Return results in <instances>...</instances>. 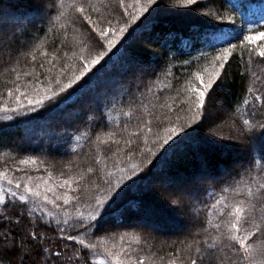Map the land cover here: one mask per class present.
<instances>
[{
    "label": "trees",
    "instance_id": "16d2710c",
    "mask_svg": "<svg viewBox=\"0 0 264 264\" xmlns=\"http://www.w3.org/2000/svg\"><path fill=\"white\" fill-rule=\"evenodd\" d=\"M69 2L70 0H65L66 4ZM144 2L145 0H140L141 4ZM262 2L264 0H197L193 5H183L176 0H159L160 7L155 11V5L150 7L149 12L129 24L124 36L116 41L110 51L107 45L101 46L102 42L92 40L91 47L85 54L95 55L99 51H106L107 55L90 69V75L86 74L90 80L89 90L70 89L72 94L69 99L58 104L46 103L33 113L16 114L11 121L2 119L5 113L0 112V170H10V175L15 178H20L25 173L34 178H43L33 182L34 185L40 183L41 190L44 188V180L59 184L63 179L82 173L84 180L80 182L81 188L78 190L81 197L102 195L93 186L99 185V188L107 189L108 184L101 179L105 172L112 173L109 183H114L117 177L125 175L114 207L105 216V223L88 237L89 242H97L102 237L99 242L105 245L111 243L106 239L120 241V236L123 235V243L142 249L140 254L150 258L149 264H168L169 260L186 257L189 253L185 246L188 239L192 238L189 237V232L207 223V207L216 198H206L207 192L215 190L217 194H222L221 189L227 186L224 181L229 177L247 183L250 177L245 169H250L253 177H258L259 171L264 169V160L259 158L258 152L250 153L248 147L258 139L259 129H256L255 134L243 136L238 132L247 127L244 125L245 120H251L254 125L258 121L264 122V107L260 106L259 101L244 104L245 99L251 100L246 87H260L249 74L255 72L264 78V60L255 57L249 65L247 52L243 62L234 54L226 66L227 72L223 79L218 81V86L214 85L210 96L206 98L207 109L199 122L194 140H178L173 137L175 143L169 141L163 148H158V141L153 133L163 137V129L169 126L165 116H170L175 123L177 116L183 121L190 115L188 96L183 89L187 87L186 81L196 82L193 73H203V65L206 60L210 61V55L200 58L201 53L214 54V49L208 46L211 36L229 28L225 39L238 44L243 39V29L252 24H260L259 15L252 13V6ZM56 3L57 0H0V22L9 16L5 22L0 23L6 28H11L12 21L20 17H34L25 34L27 42L15 45L21 54L14 52L10 58L0 55V103L8 100L6 89L13 86L11 81L17 73L20 74L19 82L22 87L42 92L39 84L46 83L49 77L59 74L65 64L79 67V61L72 57V53H79V48L83 45L73 47V40L79 41L82 37L71 28L63 46V33L54 31L39 49L32 52L33 45L40 43L48 27L49 17L43 13V5ZM104 3L111 5L112 15L105 12L107 20L111 21V27H118V23H127L130 19V15L124 14V7H127L128 13L137 7L136 0H125L124 6L119 4V0H104ZM206 9H210L211 15H215L211 22L204 21V15L209 12ZM40 13L44 15L43 20L37 17ZM52 14L55 15L54 10ZM216 16H232L233 19L218 20ZM77 27H80L79 24ZM256 30L264 31L259 28ZM262 42L264 37L261 38ZM221 46L226 45L216 42L217 48ZM65 52L68 53L67 56H64ZM29 53L36 56L35 61H32ZM53 53L57 57L55 61L52 60ZM132 63L148 67L138 70ZM53 64L55 67H52ZM49 68L52 69L51 72L48 71ZM137 70L139 73H136ZM68 71L66 69L63 75L66 76ZM96 85L99 87H95ZM147 87H151L152 91L146 93L143 100H139V93L145 92ZM130 98L133 99L132 104H129ZM108 101L111 103H107ZM217 103L222 104L226 110L224 116V111L216 110ZM159 105L165 107L161 108ZM210 109L216 113L208 120ZM128 111L132 113L130 118L123 115ZM109 116L111 120L108 119ZM88 117H92L91 122ZM149 120L152 132H137V127L143 129ZM109 132L114 133L111 138L104 135ZM81 133L88 135L76 140L75 136ZM224 134L228 136L225 137ZM97 135L100 136L99 140L96 139ZM145 136L148 137L147 141ZM178 136L182 137L183 133ZM129 139L132 144L125 147V141ZM117 149L121 151L117 152ZM240 150L242 154H238ZM184 152H189L191 157ZM26 156H35L37 164L20 165V159ZM97 156L100 157L99 161ZM253 156L256 159L250 165L249 161ZM134 163L139 164L141 169L136 176H132L130 171ZM166 164L176 168V172L172 169L173 173L170 172L167 178L173 182L187 179V183L183 184L188 189L194 186L199 188V197H190L185 193L179 208H175L176 212H182L186 218L182 215V228L170 233L137 223L152 220L164 227L177 223L175 216L170 214L172 211L162 204H154L144 193L154 174L161 172ZM193 164L194 169H190ZM117 166L124 168L125 174L116 171ZM89 167L93 168L92 173L87 172ZM49 172L52 174L50 178ZM238 172L242 175L237 178ZM85 184L88 185L87 193L83 188ZM252 186L256 187L255 184ZM63 190L58 188L57 194H61ZM73 194L77 193L74 191ZM171 196L173 199L178 197ZM81 203H85V199ZM253 203L255 216L264 215V199L257 197ZM8 207L17 212L20 204L18 202ZM215 217L216 213L213 214L214 223ZM38 230L45 231L52 237L49 242L51 248L63 247L69 243L55 236L54 225H41ZM133 235L140 237L139 244L130 240ZM262 241L264 236L258 234L253 242ZM71 247L79 245L71 244ZM257 258L260 259L259 256ZM4 259L5 264H8L9 254H5ZM153 260L155 263H152ZM26 264L41 262L33 256ZM96 264L99 262L96 261Z\"/></svg>",
    "mask_w": 264,
    "mask_h": 264
},
{
    "label": "snow or ice",
    "instance_id": "6c2138e0",
    "mask_svg": "<svg viewBox=\"0 0 264 264\" xmlns=\"http://www.w3.org/2000/svg\"><path fill=\"white\" fill-rule=\"evenodd\" d=\"M176 2L193 5L197 0H176ZM124 3L125 0H119L121 6H124ZM136 4L137 7L131 13H128L127 7H124V14L130 15V19L127 23H118V27H111V21L107 20L105 12L112 15V10L111 5L104 3V0H96V3H93V0H70L67 4L65 0H57L56 4H44L42 11L49 17L48 27L44 37L40 39V43L33 45L32 52L39 49L49 34L54 31L63 33L61 40L63 46L68 38V30L71 28L74 33H78L82 37L79 41L73 40V47L83 45L79 48V53H72V57L78 59L79 67L65 64L59 70V74L49 77L46 83L39 84V88L43 89L42 92L22 87L19 82L20 74L17 73L15 79L11 81L13 86L6 89L8 100L0 103V112L5 113L2 119L11 121L14 115L33 113L46 103H61L71 96L70 89L72 91L80 88L89 90L90 69L98 65L107 55L106 51H99L95 55L85 54L91 47V41L102 42L101 46L107 45V49L110 51L116 41L124 36L129 24L149 12L150 7L155 5L154 11L160 7L159 0H145L142 4L140 0H136ZM53 10L55 15L52 14ZM40 18L43 20L44 15H41ZM216 19L232 20L233 17L216 16ZM33 20L34 17H20L12 21L11 28L0 24V55L10 58L14 52L18 55L21 54L15 45L27 42L25 34ZM259 20V25L252 24L242 30L243 39H240L238 44L225 39L223 33L211 36L208 46L214 49V54L201 53L200 58L210 55L211 59L210 61L206 60L203 65V73L201 71L193 73L196 82L186 81L187 87L183 89L188 96L190 115L183 121H181V117L177 116L175 123L171 121L170 116L164 117L169 121V126L163 129V137L153 133L158 141V148H163L169 141H173V137H177L178 140L195 139L199 122L203 119L207 109L206 98L210 96V90L214 85L218 86V81L223 79L227 72L226 66L234 54L239 57L240 62H243L245 52H247L249 65L252 64L255 57L264 60V44L256 43V37H264V31L256 30L264 29V8H261ZM245 31L247 34H243ZM93 33L97 35L94 36ZM84 41H88V43H84ZM216 42L226 46L217 48ZM67 55L68 53L65 52L64 56ZM31 59L35 61L36 56L31 55ZM56 59L57 57L53 53L52 60ZM52 67L55 65L53 64ZM66 69L69 71L64 76ZM51 70V68L48 69L49 72ZM245 74L249 73H242V75ZM249 75L253 82L260 84V87L255 89L252 86L246 87V93L251 96V100L245 99L244 104L259 101L260 106L264 107V78L255 72H251ZM73 86L76 87L73 88ZM95 87H99V85ZM151 91V87H147L145 92L139 93L138 99L143 100L145 94ZM177 95L179 96L180 93L178 92ZM9 101H11V106H9ZM107 103H111V101ZM132 103L133 99L130 98L129 104ZM159 107L163 108L165 105H159ZM169 111H171L170 106ZM131 114V111L123 113L129 118ZM108 119L111 120V117L109 116ZM88 120L91 122L92 117H88ZM150 124L149 120L144 124L143 129L138 126L137 132L142 130L152 132ZM244 125L247 126L245 129L238 130L241 136L249 133L255 134L256 129H259L258 139L254 144L250 143L248 147L250 153L258 152L259 158L264 160V122L258 121L254 125L251 120H245ZM180 133H183L182 137L178 136ZM87 135L88 133H81L76 135L75 139L79 140L81 136ZM104 135L111 138L114 133L109 132ZM96 139L99 140L100 136L97 135ZM144 139L147 141L148 137L145 136ZM131 144L130 139L125 141V147H129ZM120 151L117 149V152ZM96 159L99 161L100 157L97 156ZM255 159L256 157L253 156L249 164L251 165ZM19 164L36 165L37 158L26 156L20 159ZM115 170L125 174L124 168L117 166ZM130 171L132 176H136L141 171L139 164H132ZM245 171L250 177L247 183H241L238 179L229 177L224 181L227 186L221 189L222 194H217L215 190L207 192L206 198L216 197L214 202L207 207V223L204 226L195 227L194 231L189 232L188 235L192 238L188 239L185 246L189 254L182 259L169 260L168 264H264V241L253 242L258 234L264 236V215L255 216L253 203L257 197L264 199V169L259 171L258 177L251 176L250 169H245ZM87 172L92 173L93 168L89 167ZM51 175L49 172V178ZM111 175L112 173L109 171L101 177L103 182L108 184L107 189L99 188V185L93 186L98 188L102 195L81 197L78 190L81 188L80 182L84 180L82 173L63 179L59 184H51L48 180H44V188L41 190V184L35 183L34 185L33 182L43 178H34L26 173L20 178H15L10 175V170H0V206H2L0 207V264H5V254H9L8 264H26V261L32 259L33 256H36L41 264H96V261L99 264H149L150 258L140 254L142 249L133 248L130 243H123V235L120 236L121 243L119 245L112 244L111 247L99 242L103 239L102 237L98 238L97 242L88 240V237L105 223V216L114 207L119 194L118 190L121 189L124 182L125 175H121L116 178L114 183H109ZM241 175L242 173L238 172L237 178ZM253 184L256 185L255 188L252 186ZM58 188L64 189L61 194H57ZM83 188L87 193L88 185H83ZM74 191L77 194H73ZM185 192L190 197H199L198 186L186 189ZM182 195L174 199L172 204L180 205ZM82 199H85L83 204L81 203ZM18 202L20 204L19 211L13 212L8 206L16 205ZM214 213H216L215 223L213 222ZM220 217L225 218L220 219ZM41 225L45 227L54 225L55 236L59 240L69 243L63 247L51 248L49 242L52 237L47 232L38 230ZM130 240L139 244L140 237L133 235ZM71 244L79 245V247H71ZM258 256L260 259L257 258Z\"/></svg>",
    "mask_w": 264,
    "mask_h": 264
},
{
    "label": "rangeland",
    "instance_id": "374dc122",
    "mask_svg": "<svg viewBox=\"0 0 264 264\" xmlns=\"http://www.w3.org/2000/svg\"><path fill=\"white\" fill-rule=\"evenodd\" d=\"M252 8H253L252 13L258 14L260 16L261 8H264V2L253 4ZM206 11H209V12L204 15V16H206V19L204 21L211 22V20L214 19L215 15H213V14L211 15L210 9H206ZM41 15H43V13L38 14L37 17H41ZM207 16H208V18H207ZM8 18H9V16H8ZM8 18H3L0 23L5 22ZM229 31H230L229 28H224V32H222V33L225 34V36H227ZM219 34H221V33H218L217 35H219ZM261 38L262 37H256V43L257 44H264V42L261 43ZM131 65H135L136 68H138V70L141 68L145 69L146 67H148L147 65L141 66L139 63H132ZM138 70L136 71V73H139ZM92 102L93 101H91V103ZM216 105H217L216 110L220 111V112L224 111V113H223V116H224L226 114V112H225L226 110L224 109L222 104L217 103ZM215 113H216L215 110L210 109L207 119L208 120L212 119L215 116ZM219 128H220V130L222 129L221 127H219ZM224 136L227 137L228 135L224 134ZM185 153L186 152H184V154ZM240 153L242 154V150H240V152L238 154H240ZM186 155H189L188 157H191L189 152H187ZM188 160H187V162H188ZM194 166L195 165L193 164L189 168L194 169ZM183 168H185V167H183ZM172 169H174V171H175L176 168H172V166H170V164L169 165L166 164L165 168L161 172L154 174L153 178L150 180L148 185H146L144 193H145V196L148 199H150L154 204H157V205L162 204L164 207H167L168 210L172 211L173 213H170V212L169 213L175 216L174 219H175V221L177 220L176 221L177 223H174V224L168 225L167 227H164L163 225L157 224L156 222H154L152 220H149L151 222L144 220L142 222H137L138 224L150 226V227H156L158 230H165L168 233L182 228L183 222H182L180 217L182 215H185V214H183L182 212H176L175 208H179L180 205H176V207H175V205L172 204V201L174 199L172 198L171 195L180 196L181 194H183L182 199H184V197L186 195L185 190L188 188L183 183L184 182L187 183L186 182L187 179H185V181L184 180H176V181L174 180V182H173V180H170V178H167V176L170 175V172L173 173ZM190 169H188V170H190ZM190 173H192V172L190 171ZM179 177H180V173H179ZM156 210L159 212L158 208ZM158 212H157V214H158ZM185 218H186V215H185ZM187 219H189V218H187ZM106 240L111 242V243L105 244V246H107V247H111L112 244L119 245L121 243V241L112 242L108 239H106ZM152 263H155V261L153 260Z\"/></svg>",
    "mask_w": 264,
    "mask_h": 264
}]
</instances>
